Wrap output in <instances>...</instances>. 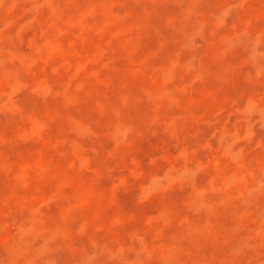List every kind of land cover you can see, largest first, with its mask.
I'll list each match as a JSON object with an SVG mask.
<instances>
[{
    "label": "rangeland",
    "instance_id": "rangeland-1",
    "mask_svg": "<svg viewBox=\"0 0 264 264\" xmlns=\"http://www.w3.org/2000/svg\"><path fill=\"white\" fill-rule=\"evenodd\" d=\"M0 264H264V0H0Z\"/></svg>",
    "mask_w": 264,
    "mask_h": 264
}]
</instances>
